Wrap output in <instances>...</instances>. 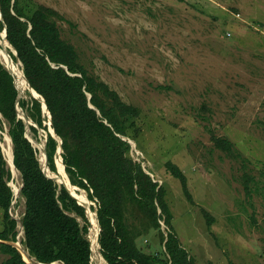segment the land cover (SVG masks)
I'll return each mask as SVG.
<instances>
[{"label": "rangeland", "instance_id": "rangeland-1", "mask_svg": "<svg viewBox=\"0 0 264 264\" xmlns=\"http://www.w3.org/2000/svg\"><path fill=\"white\" fill-rule=\"evenodd\" d=\"M19 1L30 10L38 4L57 10L63 38L90 71L140 109L138 139L127 138L130 155L165 186L175 233L189 256L199 264H264V0ZM6 32L4 24L0 49L22 69ZM3 58L0 53L6 66ZM31 96L27 85L22 98ZM21 111L39 129L35 135L30 127L33 145L45 147L50 129ZM4 128L0 144L12 170L6 121ZM213 135L229 139L236 156L216 147ZM169 161L185 172L193 202L167 170ZM13 172L12 213L22 217L25 199L16 194L22 179ZM245 173L254 180H243ZM148 238L159 247L155 231ZM6 257L0 252V264Z\"/></svg>", "mask_w": 264, "mask_h": 264}, {"label": "trees", "instance_id": "trees-1", "mask_svg": "<svg viewBox=\"0 0 264 264\" xmlns=\"http://www.w3.org/2000/svg\"><path fill=\"white\" fill-rule=\"evenodd\" d=\"M0 15V33L6 24L7 38L2 34L17 50L29 83L45 99L51 123L39 98H21L20 105L40 128L48 131L51 126L61 138L62 160L57 155L59 142L48 131L46 161L48 158L49 168L62 180L70 182L60 185L45 175L38 158L39 145L34 147L26 137L25 122L17 114L18 88L10 69L0 60V130H5L6 121L14 163L24 182L22 242L30 255L46 264H90L88 235L91 225L96 224L98 236L99 218L98 240L109 264H199L175 233L165 186L130 155L128 139H138L140 109L124 101L117 90L90 71L75 45L63 38L56 20L63 17L57 10L40 4L30 10L19 0H0ZM11 55L16 61L17 57ZM30 127L38 135V127ZM212 138L216 147L236 156L229 139ZM166 166L193 202L185 172L171 161ZM12 172L0 144V252L7 255L2 264H27L18 248L7 243L16 241L18 234V222L10 211L14 200L9 185ZM243 180L254 177L245 173ZM82 197L89 201L83 202ZM90 200L97 204L98 217ZM204 213L210 223L213 218L206 210ZM161 221L168 230L163 229ZM152 231L156 232L158 248L148 238Z\"/></svg>", "mask_w": 264, "mask_h": 264}, {"label": "bare ground", "instance_id": "bare-ground-1", "mask_svg": "<svg viewBox=\"0 0 264 264\" xmlns=\"http://www.w3.org/2000/svg\"><path fill=\"white\" fill-rule=\"evenodd\" d=\"M12 47V46H11ZM4 51H3V49H0V53L2 54V56H4V58H3V60L5 61V64H6V66L10 69V71L13 73V75H14V77H15V81L16 82H18V83H16V84H18L17 85V87H18V89L20 90V93L22 94L23 92H24V90H26L27 89V83H26V79H25V77H24V73H23V71H22V69L21 68H18L14 63H13V61L11 60V59H9L6 55H4L5 54V52L3 53ZM16 66V67H15ZM19 112L21 111V107L19 106V110H18ZM22 112V111H21ZM24 119V118H23ZM28 119V118H27ZM26 122V121H25ZM27 124H28V126L30 125L29 124V122H27ZM29 131H30V128H29ZM29 136H30V133H29ZM6 142H7V144H8V146H9V150H8V160L10 161V163H9V165L12 167V169L14 168V170H15V172L14 173H17V175H20V172L21 171H19L17 168H16V166H15V164H14V152L12 151V144H11V139H10V136H8L7 135V137H6ZM34 143H35V145H37V142L36 141H34ZM38 145H39V143H38ZM37 147V146H36ZM39 160H40V162H41V164H42V166H43V168H44V171H46V173L49 175V176H51V177H53V178H55L56 180H58L59 179V177L57 176V174L54 172V171H52V170H50V168L46 165V150H45V147L43 146V147H41L40 145H39ZM59 181V180H58ZM64 182H67V184H70V182L69 181H62L61 183L63 184ZM73 189H75L74 187H72ZM16 190H17V192L19 193V188H16ZM83 194V193H82ZM82 198H84L85 200H88V199H86L85 197H82ZM89 201V200H88ZM95 228H96V224H94L93 226H92V231H93V237H92V249H93V264H108V262L106 261V259L105 258H103V255L101 254V250H100V248H101V246H100V244H99V240H98V236H97V233H96V230H95ZM96 239H95V238ZM21 243V242H20ZM21 246V248H23V246L22 245H20ZM100 246V247H99ZM26 257V256H25ZM95 260L97 261V262H95Z\"/></svg>", "mask_w": 264, "mask_h": 264}, {"label": "water", "instance_id": "water-1", "mask_svg": "<svg viewBox=\"0 0 264 264\" xmlns=\"http://www.w3.org/2000/svg\"><path fill=\"white\" fill-rule=\"evenodd\" d=\"M2 16V15H1ZM1 19L3 20V17H1ZM5 35H7V32H6V34ZM13 47V46H12ZM14 48V47H13ZM14 51H15V53L13 52V54L17 57V60H18V62L19 63H21V65H22V69H23V63L21 62V60L18 58V53H17V50L14 48ZM8 70H9V68L7 67V66H5ZM9 72L12 74V76H13V78H14V82H15V77H14V75H13V73L9 70ZM23 72H24V70H23ZM24 76H25V73H24ZM25 79L27 80V82H28V86H29V89H30V91L34 94V93H36V94H34V95H36V97H40L41 98V101H42V103H43V109H44V111L45 112H47L48 113V115H49V124L51 123V114H50V111L48 110V108H47V106H46V103H45V99L31 86L32 84H30L29 83V81H28V79L26 78V76H25ZM15 84H16V82H15ZM16 86H17V84H16ZM18 88V87H17ZM18 98H17V104H16V107H17V114H18V117H20V118H22L20 115H19V111H18V109H19V106L21 107V105H20V99L22 98V94L20 93V90L18 89ZM90 97H91V95H90ZM91 107H93V105H91ZM22 108V107H21ZM94 108V107H93ZM23 119V118H22ZM24 120V119H23ZM24 122H25V120H24ZM25 126H26V137L32 142V140L30 139V136H29V128H30V126H28L27 125V123L25 122ZM49 132L51 133V135L54 137V138H56L57 139V141L59 142V145H58V148H57V153H59L58 155H60V157H61V152L63 151V147H62V140H61V138L56 134V132H55V130L50 126L49 127ZM130 142V141H129ZM46 145H47V141H46ZM35 147V146H34ZM47 151V150H46ZM48 157V156H47ZM61 159H62V157H61ZM15 164V163H14ZM42 165V164H41ZM46 165L49 167V165H48V158H47V161H46ZM16 166V165H15ZM17 168V167H16ZM18 169V168H17ZM43 169V171H44V168H42ZM19 170V169H18ZM51 170V169H50ZM11 171H13V169L11 170ZM46 171H44V173H45ZM14 173V172H13ZM45 175H46V173H45ZM20 177H21V179L23 180V178H22V174L20 173V175H19ZM47 176V175H46ZM47 177H49V176H47ZM49 178H52L53 180H55L56 181V179L55 178H53V177H49ZM24 186V182H22V186L19 188V193L17 192L16 194H17V196H19L20 194H21V190H22V187ZM65 187H67V185H64ZM67 189L70 191V189L67 187ZM71 192V191H70ZM72 193V192H71ZM76 197V196H75ZM77 198V197H76ZM78 199V198H77ZM78 202L79 203H81L79 200H78ZM82 204V203H81ZM84 207H85V209H86V211H87V214L89 215V213H88V210H87V207L84 205V204H82ZM92 211V210H91ZM96 214H97V212H96ZM90 215H91V212H90ZM97 217H98V214H97ZM15 218L17 219V221L19 222V229H18V231H20L23 227H24V224H23V221L19 218V217H16L15 216ZM98 236H99V231L101 230V225H100V223H99V218H98ZM7 243H10V244H12V245H14V246H16V247H18V249L26 256V258H28V259H26V262L28 263V264H45V263H42V262H39L38 260H36V258H32L31 256H30V254L27 252V250L23 247V248H21V246L19 245V243L18 242H14V241H8ZM90 264H93V263H90Z\"/></svg>", "mask_w": 264, "mask_h": 264}, {"label": "clouds", "instance_id": "clouds-1", "mask_svg": "<svg viewBox=\"0 0 264 264\" xmlns=\"http://www.w3.org/2000/svg\"><path fill=\"white\" fill-rule=\"evenodd\" d=\"M8 40V39H7ZM11 44V43H10ZM12 45V44H11ZM1 60V59H0ZM18 61V60H17ZM1 63H2V61H1ZM24 70V69H23ZM12 139V138H11ZM13 175V174H12ZM156 181V180H155ZM22 182H23V180H22ZM160 184V183H159ZM10 185V184H9ZM11 186V185H10ZM21 186H22V184H21ZM20 186V187H21ZM12 187V186H11ZM78 188H80V187H78ZM13 189V188H12ZM14 191V190H13ZM22 191V190H21ZM86 191V190H85ZM87 192V191H86ZM21 196H22V194H20ZM88 198H89V196H88ZM14 199H15V192H14ZM90 199V198H89ZM90 201H92V200H90ZM15 202H17V200H13V202H12V205H11V208H12V206H13V204L15 203ZM10 208V209H11ZM97 208V207H96ZM91 209H92V207H91ZM93 211H94V209H92ZM95 212H97V210H95ZM98 214V213H97ZM12 215V214H11ZM13 217V216H12ZM19 217V216H18ZM13 218H15V217H13ZM21 220H22V217H19ZM16 219V218H15ZM17 220V219H16ZM23 221V220H22ZM18 222V221H17ZM161 223H162V221H161ZM18 226H19V222H18ZM18 226H17V231H18ZM91 227H92V225H91ZM91 227H90V230H91ZM90 233V232H89ZM19 234H21V235H19ZM99 234H100V231H99ZM23 235V237H24V239H25V231H24V227L20 230V231H18V234H17V240L16 241H14V242H18L19 243V245H22L26 250H27V248H26V246L23 244V242H21V244H20V237ZM89 236V235H88ZM89 239H90V241H91V247H92V239L89 237ZM100 243V242H99ZM101 246V245H100ZM18 248V247H17ZM19 250V249H18ZM100 250H101V248H100ZM20 251V250H19ZM21 252V251H20ZM27 252H28V250H27ZM22 253V252H21ZM29 253V252H28ZM30 254V253H29ZM101 254H102V252H101ZM22 255H23V258H24V260H25V262H26V259H28V258H26L25 257V255L22 253ZM31 256V255H30ZM32 257V256H31ZM92 257H93V249H92ZM91 257V262L90 263H93V258ZM32 258H35V257H32ZM36 260H37V258H36ZM107 261V260H106ZM27 263V262H26ZM61 264L59 261H57V262H53V263H51V264ZM28 264V263H27ZM46 264V263H45ZM109 264V263H108Z\"/></svg>", "mask_w": 264, "mask_h": 264}, {"label": "built area", "instance_id": "built-area-1", "mask_svg": "<svg viewBox=\"0 0 264 264\" xmlns=\"http://www.w3.org/2000/svg\"><path fill=\"white\" fill-rule=\"evenodd\" d=\"M3 149H4V147H3ZM4 152H5V150H4ZM5 154H6V153H5ZM6 161H7V160H6ZM15 204H16V202L13 204V206H14ZM13 206H12V207H13ZM10 211H11L12 216L15 217V216L13 215V213H12V208L10 209ZM16 217H18V216L16 215Z\"/></svg>", "mask_w": 264, "mask_h": 264}]
</instances>
